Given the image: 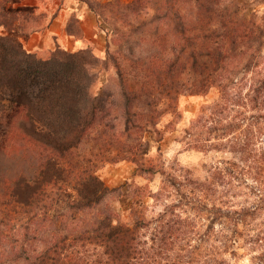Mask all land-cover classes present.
Returning <instances> with one entry per match:
<instances>
[{
  "label": "trees",
  "instance_id": "16d2710c",
  "mask_svg": "<svg viewBox=\"0 0 264 264\" xmlns=\"http://www.w3.org/2000/svg\"><path fill=\"white\" fill-rule=\"evenodd\" d=\"M80 1L110 27L106 56L115 66L122 103L92 94L95 70L107 59L101 62L91 49L58 48L43 59L0 35V262L185 264L172 239L187 228L161 222L162 235L155 231L151 245L143 240L140 231L149 226L137 211L143 190L123 195L132 201L129 223L104 212L106 200L134 181L109 188L96 173L94 154L80 148L92 135L108 133L105 140H117L134 165L135 179L145 173L166 178L155 198L167 197L171 188L180 192L184 183L165 165L141 160L138 134L152 128L161 140L162 104H173L185 87L190 95L220 91L218 112L223 104L232 113L231 102L241 104L225 130L251 118L262 131L264 25L245 16L236 0ZM6 3L0 2V26L13 31L17 15L3 9ZM67 33L74 36L70 28ZM238 76L251 94L242 95V87L233 91ZM247 109L254 115L247 118ZM166 128L173 133L171 123Z\"/></svg>",
  "mask_w": 264,
  "mask_h": 264
},
{
  "label": "rangeland",
  "instance_id": "374dc122",
  "mask_svg": "<svg viewBox=\"0 0 264 264\" xmlns=\"http://www.w3.org/2000/svg\"><path fill=\"white\" fill-rule=\"evenodd\" d=\"M98 1H119L124 5L132 2ZM236 1L243 6L245 16L255 15L264 25V0ZM3 9L16 13L17 17L13 31L0 26V35L12 36L13 41L43 59H49L58 48L69 52L89 48L101 62L107 59V31L109 39H113L110 27L108 23L99 22L88 5L80 0H8ZM55 19H60L58 27L63 31L62 38H52V34L45 31ZM126 26L116 23L122 31L127 30ZM67 28L74 36L68 35ZM95 77L92 94L120 105V83L112 60H105L104 67L99 65ZM185 79L183 82L190 83ZM237 79L238 87L233 91L242 87V95L251 94L249 86L245 88L246 82L240 80V76ZM219 92L212 90L204 95H190L191 91L185 87V91L176 94L173 104L164 101L160 107L164 114L160 125L161 140L152 128L137 136L141 160L147 163L152 159L158 166L165 165L168 173L184 183L180 192L171 188L167 197L155 198L166 178L145 173L135 179L134 165L124 159L117 140L112 138L111 143L105 140L108 133L106 136L92 135L80 152L87 156L94 154L91 157L96 173L109 188L134 181L132 188L125 187L121 195L111 196L104 204L103 211H112L118 221L129 223L131 219L132 201L125 196L135 189L143 190L144 198L138 203L142 206L137 211H141L149 223L140 231L149 245L155 231L162 235L161 222H168L167 228L178 229L180 225L182 229L187 228L180 239H172L175 249L181 248L178 254H182L185 264H264V129L257 130L258 126L249 118L239 122V127L225 130L223 127L233 122L242 108L239 109L241 104L235 101V105L231 102L233 113L226 110L224 104L221 105L224 110L218 112L215 107L221 98ZM254 113L248 110L246 117ZM169 123L173 125L172 134L167 132ZM166 208L171 213L160 217Z\"/></svg>",
  "mask_w": 264,
  "mask_h": 264
},
{
  "label": "crops",
  "instance_id": "0c3cea01",
  "mask_svg": "<svg viewBox=\"0 0 264 264\" xmlns=\"http://www.w3.org/2000/svg\"><path fill=\"white\" fill-rule=\"evenodd\" d=\"M60 19H55L53 20V22L50 24L49 23V27L46 28V32H48L49 34H52V38L54 36H58L59 38H62V34H63V31H61V29L58 27L60 26L59 24V21ZM18 44V43H17ZM20 46V44H18ZM22 47L23 49L27 50V51H31V49L27 48L26 46H20Z\"/></svg>",
  "mask_w": 264,
  "mask_h": 264
}]
</instances>
